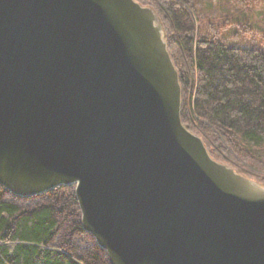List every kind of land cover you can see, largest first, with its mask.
Here are the masks:
<instances>
[{
  "label": "water",
  "instance_id": "1",
  "mask_svg": "<svg viewBox=\"0 0 264 264\" xmlns=\"http://www.w3.org/2000/svg\"><path fill=\"white\" fill-rule=\"evenodd\" d=\"M157 11L138 0H0V184L74 185L110 264H264V184L182 121Z\"/></svg>",
  "mask_w": 264,
  "mask_h": 264
},
{
  "label": "trees",
  "instance_id": "2",
  "mask_svg": "<svg viewBox=\"0 0 264 264\" xmlns=\"http://www.w3.org/2000/svg\"><path fill=\"white\" fill-rule=\"evenodd\" d=\"M138 1L161 18L180 74L183 123L213 158L264 183V49L221 39L225 23L212 20L215 9L203 10L202 0ZM68 187L21 197L0 184V264L105 263L101 247L76 252L73 238L85 231ZM38 196L46 200L20 203Z\"/></svg>",
  "mask_w": 264,
  "mask_h": 264
},
{
  "label": "rangeland",
  "instance_id": "3",
  "mask_svg": "<svg viewBox=\"0 0 264 264\" xmlns=\"http://www.w3.org/2000/svg\"><path fill=\"white\" fill-rule=\"evenodd\" d=\"M200 7L203 10L215 9V15L211 19L225 23L220 37L230 46L264 49V0H248L247 5L242 4L239 0H202ZM205 22L209 23V20L206 18ZM249 25L250 29H248ZM67 190L75 195L74 185H69ZM42 198L46 200V196H38L22 199L20 203L25 206L33 205ZM74 211L81 221V211L77 199L74 202ZM73 239L77 248L76 252L78 251L77 253L81 255L85 252L86 254L100 252L98 249L100 246L96 243L94 237L87 232L79 233ZM100 253L104 259L103 263L110 264L106 251L102 250Z\"/></svg>",
  "mask_w": 264,
  "mask_h": 264
}]
</instances>
